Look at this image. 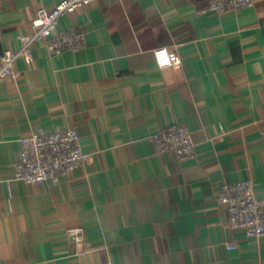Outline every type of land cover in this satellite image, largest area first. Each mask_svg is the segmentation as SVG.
<instances>
[{
	"label": "crops",
	"instance_id": "1",
	"mask_svg": "<svg viewBox=\"0 0 264 264\" xmlns=\"http://www.w3.org/2000/svg\"><path fill=\"white\" fill-rule=\"evenodd\" d=\"M57 1L0 0V54ZM208 5L94 0L58 22L85 47L54 54L46 38L16 59L0 82V264H264V235L232 227L216 196L249 179L264 199V0ZM160 46L182 64L159 67ZM174 122L193 157L155 148ZM40 127L76 128L88 162L57 182L13 178L20 138Z\"/></svg>",
	"mask_w": 264,
	"mask_h": 264
},
{
	"label": "built area",
	"instance_id": "2",
	"mask_svg": "<svg viewBox=\"0 0 264 264\" xmlns=\"http://www.w3.org/2000/svg\"><path fill=\"white\" fill-rule=\"evenodd\" d=\"M93 1L58 0L51 8L40 6L31 21V34L20 36L17 49L8 48L0 54V82L7 77L17 76L14 69L16 59L21 56L32 58L33 44L42 39H49L48 47L54 54L85 47L87 42L84 30H59L58 22L63 13L87 6ZM253 3L254 0H209L208 8L220 13L242 9ZM153 54L159 67H179L182 64L180 55L167 46L155 48ZM150 138L159 152H171L181 160L194 156V141L186 125L174 122L159 128ZM20 142L21 149L13 178L28 183L44 180L57 182L60 175L71 173L76 167L86 164L90 157L89 152L80 144V133L73 127L63 131H45L40 127L22 136ZM216 196L218 203L227 208L232 227L242 229L248 237L259 238L264 235V199L256 197L251 180L222 182ZM70 233L75 240H81V228L71 229ZM227 247L236 246L227 244Z\"/></svg>",
	"mask_w": 264,
	"mask_h": 264
}]
</instances>
